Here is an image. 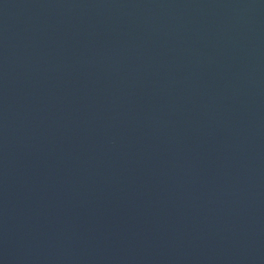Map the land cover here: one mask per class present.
Masks as SVG:
<instances>
[{"label":"water","instance_id":"95a60500","mask_svg":"<svg viewBox=\"0 0 264 264\" xmlns=\"http://www.w3.org/2000/svg\"><path fill=\"white\" fill-rule=\"evenodd\" d=\"M0 264H264V0H0Z\"/></svg>","mask_w":264,"mask_h":264}]
</instances>
